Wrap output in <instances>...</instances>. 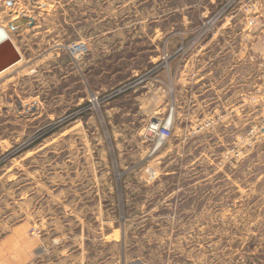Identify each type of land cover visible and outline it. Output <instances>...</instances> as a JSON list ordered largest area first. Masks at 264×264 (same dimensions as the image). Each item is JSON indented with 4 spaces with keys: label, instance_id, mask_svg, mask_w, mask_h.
<instances>
[{
    "label": "rangeland",
    "instance_id": "rangeland-1",
    "mask_svg": "<svg viewBox=\"0 0 264 264\" xmlns=\"http://www.w3.org/2000/svg\"><path fill=\"white\" fill-rule=\"evenodd\" d=\"M250 15L264 0H0L22 57L0 78V243L40 240L31 264H264V60L238 45L254 94L234 113L214 88L220 32Z\"/></svg>",
    "mask_w": 264,
    "mask_h": 264
},
{
    "label": "crops",
    "instance_id": "crops-1",
    "mask_svg": "<svg viewBox=\"0 0 264 264\" xmlns=\"http://www.w3.org/2000/svg\"><path fill=\"white\" fill-rule=\"evenodd\" d=\"M11 27H13V25H11ZM6 31L8 32V35H9L10 39L12 40L10 32L7 29H6ZM229 31L232 33L234 31H236V33L238 35L236 37V39L234 40V41H236L235 45L229 46V49L233 53L232 58H231L232 64L230 65V67H232L231 69L233 70V72L231 73L232 79L230 80V87L228 88V84L227 85L222 84L223 83V75H221L219 77L214 76V83H215L214 88H215V93H216V101L219 99H222L223 94H225L229 91L231 92V95L229 97L230 98L229 102H231L230 113H234V111L239 108V105H237V103H235V100H237V98L239 97V94H240L239 92H242L241 95L245 96L246 99H248V97H251L254 94V89L249 88V87H251L250 84L252 82V76H253L252 68L249 70V64H251V62H250L249 58H246L247 56H245V54L242 53V50L238 49V45L240 43H244L246 46V50L244 52H247V54L249 53L250 55H254L257 53L261 57V59L264 60V20H262V19L258 20L257 19L256 24H254L253 27L248 28V26L246 25L245 19H244V26H242L240 30H238L234 27H231L230 30H228V28H223L220 33L225 34V32L227 33ZM12 42L14 43L13 40H12ZM15 46H16L17 50H19L18 46L16 44H15ZM5 56H7V55L2 54V55H0V58H4ZM228 56H229V54H228ZM227 60L228 59L225 56V57H221L220 60H218V62L217 61L216 62L218 64V66L221 67L222 70H224V66L226 65ZM21 61H22V58L18 62H16L15 64H13V65L9 66L8 68L4 69L3 71H1L0 72V78H2V77L4 78L6 72H8L11 68L17 66ZM227 66H229V65H227ZM240 69H242L243 73L240 71ZM239 76H241V79L239 78ZM206 77L211 78V75L210 76L206 75ZM203 78H204V76L201 75V77L199 79L202 80ZM234 79H236L235 83H234ZM201 80H200V82H201ZM189 82H190V79H189ZM234 84L236 85L237 88L234 87ZM203 85H204V88H206V84L204 83ZM240 86H242V87L240 88ZM244 86H246V87H244ZM243 91H245V93H243ZM248 114H249V112L247 111L246 115H248ZM247 124H249V117H247ZM15 232H16V229H14V231H13L14 236H10L6 240V242L0 243V264H31V260L37 254L38 248L41 247L40 246L41 241L39 240V242H38L39 245H37V243H33V241H31V243H30V241L25 243V235H23V242L20 245V243H16L17 235L15 234ZM10 242H13L14 244L12 247H15L17 249V250L15 249L13 253L10 251V248H12V247H8V243H10Z\"/></svg>",
    "mask_w": 264,
    "mask_h": 264
},
{
    "label": "water",
    "instance_id": "water-1",
    "mask_svg": "<svg viewBox=\"0 0 264 264\" xmlns=\"http://www.w3.org/2000/svg\"><path fill=\"white\" fill-rule=\"evenodd\" d=\"M2 54H6L7 56L0 58V72L22 58L17 48L10 40L6 30L0 27V55Z\"/></svg>",
    "mask_w": 264,
    "mask_h": 264
},
{
    "label": "built area",
    "instance_id": "built-area-1",
    "mask_svg": "<svg viewBox=\"0 0 264 264\" xmlns=\"http://www.w3.org/2000/svg\"><path fill=\"white\" fill-rule=\"evenodd\" d=\"M230 2L227 1L226 5ZM252 6H247V11H250ZM220 18V16H219ZM248 26L252 27L256 23V18L248 16L247 18ZM211 24V20H209L208 25ZM151 131L159 138L168 139L172 136V125L168 124V120L163 122L161 120L154 121L150 126Z\"/></svg>",
    "mask_w": 264,
    "mask_h": 264
},
{
    "label": "bare ground",
    "instance_id": "bare-ground-1",
    "mask_svg": "<svg viewBox=\"0 0 264 264\" xmlns=\"http://www.w3.org/2000/svg\"><path fill=\"white\" fill-rule=\"evenodd\" d=\"M3 28V27H2ZM5 29V28H4ZM6 30V29H5ZM7 32V31H6ZM8 34V32H7ZM9 36V35H8ZM10 38V37H9ZM11 40V39H10ZM12 41V40H11ZM13 43V42H12ZM14 44V43H13ZM16 47V46H15ZM173 112V111H172ZM173 122V113L170 114L169 118H168V124L171 125ZM163 140V139H162Z\"/></svg>",
    "mask_w": 264,
    "mask_h": 264
}]
</instances>
